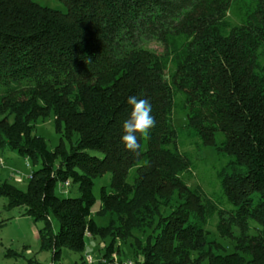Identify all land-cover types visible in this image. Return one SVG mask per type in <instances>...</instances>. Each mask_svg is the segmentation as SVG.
<instances>
[{
	"label": "trees",
	"instance_id": "16d2710c",
	"mask_svg": "<svg viewBox=\"0 0 264 264\" xmlns=\"http://www.w3.org/2000/svg\"><path fill=\"white\" fill-rule=\"evenodd\" d=\"M58 1L65 12L0 0V151L39 165L25 191L0 181L3 209L41 221L38 246L56 262L63 248L81 252L86 236L152 224L175 192L181 201L130 264H264V0ZM133 95L156 121L137 133L136 152L121 143ZM174 112L185 124H173ZM51 114L62 136L52 150L33 133ZM205 147L226 159L211 195L187 186ZM105 174L97 214L115 219L98 225L93 185ZM65 182L78 196L55 194ZM208 226L234 242L231 252L208 249Z\"/></svg>",
	"mask_w": 264,
	"mask_h": 264
},
{
	"label": "rangeland",
	"instance_id": "374dc122",
	"mask_svg": "<svg viewBox=\"0 0 264 264\" xmlns=\"http://www.w3.org/2000/svg\"><path fill=\"white\" fill-rule=\"evenodd\" d=\"M34 1L41 6L61 12L66 11V7L58 0ZM228 18L232 24L236 22L233 14L228 13ZM261 59L264 61V55L261 56ZM185 122V115L174 112L173 124L175 126L183 125ZM33 133L41 136L50 150L58 144L62 137L61 132L55 131L52 114L45 118H38L33 124ZM191 149L192 147H186L183 151ZM96 154L100 155L99 153ZM225 160L224 157L218 156L212 147H205L195 152L193 158L195 170L192 173V177L189 178L187 186L194 188L199 185L208 195L217 191L218 182L215 171L224 165ZM38 167V164L33 167L28 158L21 157L14 152L0 151V181H7L22 191L26 189L29 174ZM109 183L110 174H105L102 177L94 179L93 194L96 201L92 207V217L98 225H107L110 219H115L114 215L97 214L100 187L105 186L108 188ZM64 190H67V192ZM55 194L59 197L78 196L76 186L65 188L61 184L56 186ZM168 201L166 205L160 203L156 210L155 221L152 224L132 229L125 237L115 234H110L105 239L86 236L85 246L81 252L63 248L60 259L54 262L52 261L51 254L46 250L40 249L38 246V229L42 226V222L33 221L24 213L21 207L4 210L3 206L6 203V199L0 198V220L3 221V225L0 228V264L19 263L27 257L45 264H130L138 256L137 242H145L148 235L155 234V224L158 217L168 215L171 209L179 204L181 199L174 192ZM51 222L53 229L56 231L58 228L57 220L52 218ZM114 225H116V229L118 224L114 222ZM206 229L209 231L208 249L210 251L217 253L218 251L231 252L233 250L234 242L232 240L221 237L211 226H208ZM110 243L113 245V252L108 257H103L105 249Z\"/></svg>",
	"mask_w": 264,
	"mask_h": 264
},
{
	"label": "clouds",
	"instance_id": "9594fccd",
	"mask_svg": "<svg viewBox=\"0 0 264 264\" xmlns=\"http://www.w3.org/2000/svg\"><path fill=\"white\" fill-rule=\"evenodd\" d=\"M127 103L132 106L130 118L123 125V135L121 143L126 150L136 152L140 145L138 143L137 133L141 137L149 135L155 126V118L153 117L151 103L148 99H138L136 96H130Z\"/></svg>",
	"mask_w": 264,
	"mask_h": 264
},
{
	"label": "built area",
	"instance_id": "2783aa9c",
	"mask_svg": "<svg viewBox=\"0 0 264 264\" xmlns=\"http://www.w3.org/2000/svg\"><path fill=\"white\" fill-rule=\"evenodd\" d=\"M67 186H68V183H67V182H65V183H64V187H67Z\"/></svg>",
	"mask_w": 264,
	"mask_h": 264
}]
</instances>
